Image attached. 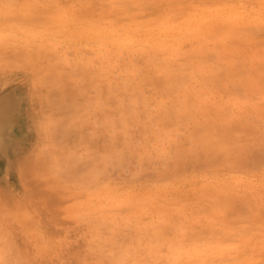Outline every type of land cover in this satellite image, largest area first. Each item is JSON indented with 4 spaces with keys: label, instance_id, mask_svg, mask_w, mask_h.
<instances>
[{
    "label": "rangeland",
    "instance_id": "374dc122",
    "mask_svg": "<svg viewBox=\"0 0 264 264\" xmlns=\"http://www.w3.org/2000/svg\"><path fill=\"white\" fill-rule=\"evenodd\" d=\"M262 19L0 0V264H264Z\"/></svg>",
    "mask_w": 264,
    "mask_h": 264
},
{
    "label": "snow or ice",
    "instance_id": "6c2138e0",
    "mask_svg": "<svg viewBox=\"0 0 264 264\" xmlns=\"http://www.w3.org/2000/svg\"><path fill=\"white\" fill-rule=\"evenodd\" d=\"M261 24L262 26H264V19H262ZM26 167L27 166L25 164H21L20 171L23 173L24 171H26Z\"/></svg>",
    "mask_w": 264,
    "mask_h": 264
}]
</instances>
